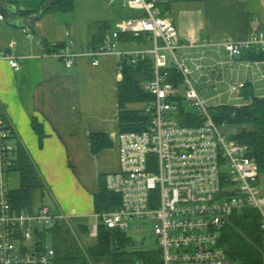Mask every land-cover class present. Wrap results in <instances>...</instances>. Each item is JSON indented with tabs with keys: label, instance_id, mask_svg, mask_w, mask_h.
I'll list each match as a JSON object with an SVG mask.
<instances>
[{
	"label": "built area",
	"instance_id": "obj_1",
	"mask_svg": "<svg viewBox=\"0 0 264 264\" xmlns=\"http://www.w3.org/2000/svg\"><path fill=\"white\" fill-rule=\"evenodd\" d=\"M121 1L143 15L119 21L108 41L81 54L70 47L55 53L67 67H73L81 55L95 59L93 64L98 65L99 57L115 53L120 57L121 75L125 61L134 66L146 59L153 62V78L141 87L151 97L142 108L149 124L140 133L118 134L119 168L106 176L108 189L121 196V205L96 214L99 223L83 234L69 214L55 213L47 203L33 211L13 207L9 177L16 165L18 144L0 105V264H56L55 250L44 236L59 225L66 226L80 243H92L99 237L101 224L114 233H126L132 221L149 223L160 250L147 252L157 254L155 257L130 264H237L221 237L233 217L247 211L259 216L264 237L258 162L248 144L233 138L236 131L232 127L215 121L214 107L209 105L224 95L230 102L215 107L245 101L242 90L246 83L227 82L225 65L246 51H264V29L256 24L244 41L215 47L202 42L199 50L186 53L187 45L180 40L174 22L162 13L161 0ZM122 34L145 37L144 46L121 50L118 39ZM222 53L227 60H222ZM7 59L14 70L20 69L17 57ZM223 84L228 89L220 92ZM211 91L214 96L203 95ZM190 112H196L201 125L182 124L181 117Z\"/></svg>",
	"mask_w": 264,
	"mask_h": 264
},
{
	"label": "crops",
	"instance_id": "obj_2",
	"mask_svg": "<svg viewBox=\"0 0 264 264\" xmlns=\"http://www.w3.org/2000/svg\"><path fill=\"white\" fill-rule=\"evenodd\" d=\"M7 2L26 18L41 13L43 0ZM163 6V15L172 19L180 40L187 45L186 53L199 50L202 42L215 47L244 41L256 24L264 29V0H161V9ZM74 12L45 11L23 28L20 21H8L0 10L4 17L0 20V105L14 129L16 143L27 151L43 180L45 203L55 213L82 220L96 217L94 196L100 175L119 168L122 75L120 57L115 53L99 57L98 65L93 64L95 59L81 55L73 67L56 57L66 47L81 54L99 45L100 25L94 33H82L67 16ZM143 46L119 42L121 50ZM11 55L18 58L19 70L11 67L7 59ZM221 56L228 59L226 53ZM224 78L249 83L257 97H264V62L235 58L225 65ZM129 108L134 109L133 105ZM94 134L106 135L112 146L94 154Z\"/></svg>",
	"mask_w": 264,
	"mask_h": 264
},
{
	"label": "trees",
	"instance_id": "obj_3",
	"mask_svg": "<svg viewBox=\"0 0 264 264\" xmlns=\"http://www.w3.org/2000/svg\"><path fill=\"white\" fill-rule=\"evenodd\" d=\"M193 0H171L173 2ZM199 1V0H196ZM77 0H43L39 11L55 13H73ZM37 11V12H39ZM137 13L135 16H142ZM109 23L100 25L98 44L109 40L111 35ZM118 42L121 44L141 45L145 37H134L122 34ZM241 60L249 62H264V51H246ZM153 62L146 59L137 65H131L127 61L123 63L122 79L119 84L120 99V132H139L149 124V118L143 109H131L129 106L144 104L151 97L142 90V84L153 78ZM242 97L246 104L237 106L225 104L213 108V117L218 124L226 123L236 131L235 140L248 144L251 147V156L259 165L260 174L264 176V97H257L251 84L246 83L242 90ZM181 122L184 125H201V119L196 112L183 114ZM40 137L42 138L41 131ZM92 151L98 154L112 146V142L104 134L92 135ZM16 165L11 172H18L20 185L10 193V201L13 207L19 210L33 211L39 205L45 203V186L43 180L32 163L27 151L18 144L16 153ZM121 205V196L107 187L106 176L100 175L98 191L94 196L96 214L114 211ZM84 228V227H83ZM88 232V228L82 229ZM70 231L65 226H58L51 230L53 249L56 254V264H90L82 255L79 248L70 244L68 236ZM47 234L44 236L47 242ZM263 233L260 228V219L256 212L247 211L245 214L233 217L232 225L225 227L221 242L226 247L229 256L237 264H264ZM128 239L125 233L112 232L102 224L99 226V237L92 246L90 256L95 264H130L137 259H150L157 254L131 253L126 250ZM153 255V256H152Z\"/></svg>",
	"mask_w": 264,
	"mask_h": 264
},
{
	"label": "rangeland",
	"instance_id": "obj_4",
	"mask_svg": "<svg viewBox=\"0 0 264 264\" xmlns=\"http://www.w3.org/2000/svg\"><path fill=\"white\" fill-rule=\"evenodd\" d=\"M164 6L162 7L163 10ZM137 12L129 9L123 5V1H117L115 4L110 3L108 0H77L76 9L74 14L67 15L70 17L69 19H73L76 23L77 27L82 31V33H94L96 31V27L102 25V23H109L111 30L113 31L116 27L117 22L121 19L128 18L130 16H135ZM136 17V16H135ZM180 54L181 52L178 51ZM230 76H227V80H230ZM230 82V81H228ZM227 85H220L219 91L224 92L227 91ZM206 98H210L215 95L213 91L203 94ZM227 103L228 95H224L220 100L214 99L209 102V105L215 107L220 103ZM231 104L239 105L242 104L240 100H233ZM143 105H133L134 109H140ZM185 107L190 111H194V109L189 106V104H185ZM10 187L12 189H17L19 187L20 178L18 172H12L10 174ZM261 189L264 193V176L261 179ZM254 212V211H251ZM74 223L81 222L80 224H75L78 233H85L82 229L88 228L91 230L96 224L99 223V220L95 216H91L86 219L77 220L73 219ZM84 227V228H83ZM66 229H68L65 226ZM69 230V229H68ZM69 236L68 241L71 244L77 246L82 253L83 257L90 263L95 264L90 256L89 249L95 245V242H86L82 240L80 243L75 236L71 232L68 233ZM47 245L53 248L52 239H50V234H47ZM126 238L128 239V243L126 246V250L131 253H144V252H158L160 250L157 236L153 232V228L149 223H144V221H132L129 223V228L125 233ZM102 264V263H99ZM109 264V263H103Z\"/></svg>",
	"mask_w": 264,
	"mask_h": 264
},
{
	"label": "water",
	"instance_id": "obj_5",
	"mask_svg": "<svg viewBox=\"0 0 264 264\" xmlns=\"http://www.w3.org/2000/svg\"><path fill=\"white\" fill-rule=\"evenodd\" d=\"M0 10L4 13L5 18L8 21H20V26H22L23 28L30 26L32 22L37 19V17H40L42 15V13H39L38 15L21 18L20 15H18L17 7L15 5L9 4L7 0H0Z\"/></svg>",
	"mask_w": 264,
	"mask_h": 264
}]
</instances>
